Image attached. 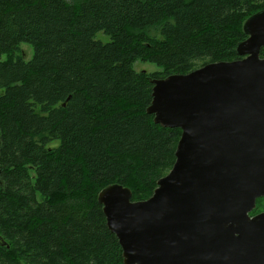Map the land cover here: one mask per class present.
<instances>
[{
  "label": "trees",
  "instance_id": "16d2710c",
  "mask_svg": "<svg viewBox=\"0 0 264 264\" xmlns=\"http://www.w3.org/2000/svg\"><path fill=\"white\" fill-rule=\"evenodd\" d=\"M261 1L0 0V264H124L97 194L148 198L181 133L146 113L151 80L239 59Z\"/></svg>",
  "mask_w": 264,
  "mask_h": 264
},
{
  "label": "water",
  "instance_id": "95a60500",
  "mask_svg": "<svg viewBox=\"0 0 264 264\" xmlns=\"http://www.w3.org/2000/svg\"><path fill=\"white\" fill-rule=\"evenodd\" d=\"M239 59L152 79L146 113L181 130L171 169L144 200L97 194L124 264H264V9L243 24Z\"/></svg>",
  "mask_w": 264,
  "mask_h": 264
},
{
  "label": "rangeland",
  "instance_id": "374dc122",
  "mask_svg": "<svg viewBox=\"0 0 264 264\" xmlns=\"http://www.w3.org/2000/svg\"><path fill=\"white\" fill-rule=\"evenodd\" d=\"M261 3H264V0L261 1ZM96 38L100 39L102 41H106L107 40V36L103 35L102 33L97 34ZM32 54H33L32 47L30 45L26 44V43H22L19 46V50L17 52H15L14 57H20L24 61H28L31 58ZM262 58H264V56ZM201 62L199 61V62H197V64L200 65ZM133 68L135 69V71H146L147 73H151V72H155V71H160L161 70L158 66H156V65H154L152 63H145V62H141V61H136L134 63V65H133ZM56 144H57V142L54 141V142L51 143V146H54ZM256 205H259V206H258V208L255 207L256 210L251 215H254V214H257L259 212L264 211V200H262L261 202L257 201Z\"/></svg>",
  "mask_w": 264,
  "mask_h": 264
},
{
  "label": "flooded vegetation",
  "instance_id": "af4514ba",
  "mask_svg": "<svg viewBox=\"0 0 264 264\" xmlns=\"http://www.w3.org/2000/svg\"><path fill=\"white\" fill-rule=\"evenodd\" d=\"M0 244H1V245H3V242H2V241H0Z\"/></svg>",
  "mask_w": 264,
  "mask_h": 264
}]
</instances>
